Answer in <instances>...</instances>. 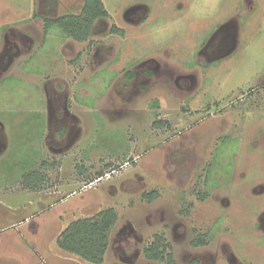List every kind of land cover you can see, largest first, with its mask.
I'll list each match as a JSON object with an SVG mask.
<instances>
[{
    "label": "rangeland",
    "instance_id": "374dc122",
    "mask_svg": "<svg viewBox=\"0 0 264 264\" xmlns=\"http://www.w3.org/2000/svg\"><path fill=\"white\" fill-rule=\"evenodd\" d=\"M103 2L109 26L79 42L57 27L45 40L39 0H0V54L13 53L0 79V264H92L57 239L108 207L119 217L102 264H164L143 254L156 233L180 264L197 251L264 264V0ZM83 4L58 0L55 16ZM224 26L229 43L208 61L199 49ZM152 58L197 81L141 77ZM51 103L73 113L61 122ZM43 162V186H26Z\"/></svg>",
    "mask_w": 264,
    "mask_h": 264
},
{
    "label": "trees",
    "instance_id": "16d2710c",
    "mask_svg": "<svg viewBox=\"0 0 264 264\" xmlns=\"http://www.w3.org/2000/svg\"><path fill=\"white\" fill-rule=\"evenodd\" d=\"M39 2V11H36L34 15L43 19L45 40L53 27L60 29L59 35L61 37H70L75 41L83 42L92 39L96 32L103 31L106 26H109L107 20L110 18V13L103 0H84L79 12H67L57 16L55 15L58 0H39ZM110 31L124 34V29L115 24L111 25ZM135 77L136 72L134 70L126 71L128 81L134 80ZM152 106L157 107L158 103H152ZM165 124H168V122L162 119L154 123L156 127H162ZM60 132L63 133L64 130L62 129ZM49 166V163L43 162L41 168L26 173L23 177L25 185L42 187L47 178L44 170ZM80 170L83 171V168H80ZM101 174L99 173V175ZM206 194L204 193V196ZM143 196L146 200L152 201L159 196V191L154 189L150 192H144ZM189 206H192V203ZM118 217L116 208L108 207L96 215L74 219L59 234L58 246L67 252L76 254L89 263L102 264L110 246V232ZM208 238L205 233L199 234L191 240V244L193 246L204 245L207 243ZM143 254L152 261L164 264H180L174 256L172 245L163 233L154 235V239L143 248ZM187 264L198 263L191 261Z\"/></svg>",
    "mask_w": 264,
    "mask_h": 264
},
{
    "label": "flooded vegetation",
    "instance_id": "af4514ba",
    "mask_svg": "<svg viewBox=\"0 0 264 264\" xmlns=\"http://www.w3.org/2000/svg\"><path fill=\"white\" fill-rule=\"evenodd\" d=\"M139 6L140 5H138V7L137 6L130 7L126 11L127 12L126 14L128 15L129 12H132L133 14L137 13L138 10H140L142 8V6H140V7ZM228 29H230V26H227V27L224 26L220 30L212 32L206 38V40H204V43L202 44L201 48L199 49V54L205 55L206 59H208V61H210L211 59H213V56L217 55L219 52H221L223 49H225V47L228 45L227 43H229V39H228L227 35H225V33L228 31ZM220 32H223V36L221 38L219 36ZM11 47H12V44H10L9 46L7 45L4 49V51H2L0 54V79L4 76L3 74L5 73V70L8 67V65L10 64V61L12 60L13 53L11 51ZM18 54H20V53H18ZM218 61L219 60H217V62ZM211 62L213 63L214 61H211ZM196 63L193 62V65ZM210 63L208 62V64H210ZM143 65H146V68H145V71L143 72V74H141V77H144L146 74L149 77H152L154 75H159V76L163 75L165 77H170L172 79H175V81L177 83H179L181 80L188 81L189 79H191L192 83L197 81V77L195 75H188L186 73H178V74L176 73V75H175L174 71L171 68H169L167 70H166V67L164 69H162V68L160 69V67L162 65L160 64L159 61H157L154 58L149 59L147 61H144ZM134 72H136V71H134ZM136 77L140 78V75H138V72L136 73ZM51 109H52V113L56 114V117H57L56 119L60 120L61 122L66 117V115L73 113L72 110L70 109V107L68 106V104L65 106L66 110L64 109L62 112L61 111L57 112V109L55 107V103H51L50 110ZM52 116H53V114H52ZM67 128L68 127H66L65 125H61L59 127V129L60 130L63 129L64 132L60 133V134L64 135L66 133ZM68 132H69V129H68ZM259 187H260V189L256 188L257 191L261 190L264 193V184L259 186ZM259 224H260V227H264V212L262 213V215L260 217ZM208 243H209V238L207 239L206 244H208ZM206 244H204V245H206ZM201 246H203V245H201ZM193 247L197 248L199 246H193ZM224 250L230 251V249H227L226 247ZM228 256H229L228 260L230 261V264H245L241 260H238L237 258H235L234 253L231 251L228 254ZM207 258H210L212 260L211 263L215 264L216 259H215L213 253L207 254L205 252H198V251L196 253H194V255L192 256L191 259L187 260L186 264L191 262V261H195L198 264H211L210 262H208Z\"/></svg>",
    "mask_w": 264,
    "mask_h": 264
},
{
    "label": "crops",
    "instance_id": "0c3cea01",
    "mask_svg": "<svg viewBox=\"0 0 264 264\" xmlns=\"http://www.w3.org/2000/svg\"><path fill=\"white\" fill-rule=\"evenodd\" d=\"M158 262V261H157ZM160 263H162V262H160Z\"/></svg>",
    "mask_w": 264,
    "mask_h": 264
},
{
    "label": "built area",
    "instance_id": "2783aa9c",
    "mask_svg": "<svg viewBox=\"0 0 264 264\" xmlns=\"http://www.w3.org/2000/svg\"><path fill=\"white\" fill-rule=\"evenodd\" d=\"M103 177V176H102Z\"/></svg>",
    "mask_w": 264,
    "mask_h": 264
}]
</instances>
